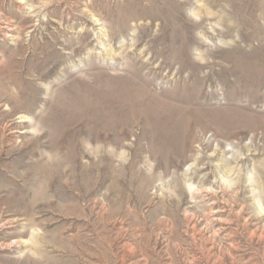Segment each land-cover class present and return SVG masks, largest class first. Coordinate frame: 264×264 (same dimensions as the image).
Wrapping results in <instances>:
<instances>
[{"label":"rangeland","instance_id":"obj_1","mask_svg":"<svg viewBox=\"0 0 264 264\" xmlns=\"http://www.w3.org/2000/svg\"><path fill=\"white\" fill-rule=\"evenodd\" d=\"M0 264H264V0H0Z\"/></svg>","mask_w":264,"mask_h":264}]
</instances>
